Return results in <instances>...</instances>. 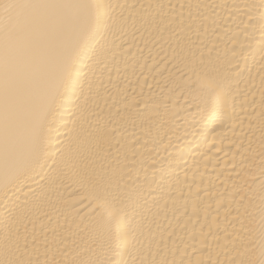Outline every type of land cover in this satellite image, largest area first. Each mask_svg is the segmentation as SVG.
Returning <instances> with one entry per match:
<instances>
[{
  "label": "bare ground",
  "instance_id": "1",
  "mask_svg": "<svg viewBox=\"0 0 264 264\" xmlns=\"http://www.w3.org/2000/svg\"><path fill=\"white\" fill-rule=\"evenodd\" d=\"M0 264H264V0H0Z\"/></svg>",
  "mask_w": 264,
  "mask_h": 264
}]
</instances>
